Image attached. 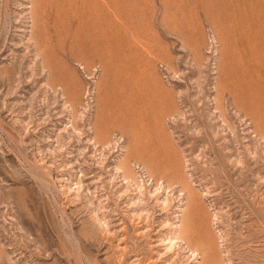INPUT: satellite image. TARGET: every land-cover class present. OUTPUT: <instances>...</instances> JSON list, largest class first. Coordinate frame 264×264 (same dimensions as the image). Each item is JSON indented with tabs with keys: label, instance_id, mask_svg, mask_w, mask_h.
<instances>
[{
	"label": "rangeland",
	"instance_id": "rangeland-1",
	"mask_svg": "<svg viewBox=\"0 0 264 264\" xmlns=\"http://www.w3.org/2000/svg\"><path fill=\"white\" fill-rule=\"evenodd\" d=\"M212 259L264 264V0H0V264Z\"/></svg>",
	"mask_w": 264,
	"mask_h": 264
},
{
	"label": "bare ground",
	"instance_id": "bare-ground-1",
	"mask_svg": "<svg viewBox=\"0 0 264 264\" xmlns=\"http://www.w3.org/2000/svg\"><path fill=\"white\" fill-rule=\"evenodd\" d=\"M125 158L126 159H125L124 163H128V158L127 157H125ZM122 165H124V164H122ZM186 196H187V198H186L187 200L184 203L185 206H184L183 209H181L182 212H181V214L179 216V219H177L178 220V224H176L174 226V229L177 230L176 236L178 238H180L181 240L186 241V242L189 243L190 239H191L190 235H192L191 233L194 232L193 231V221L191 220V218H192V215L196 211H198V205L195 202L197 199H194L193 193L191 191L188 190L187 193H186ZM192 252H193V255H194V253H195V255H197L196 254L197 252H195L194 249H193ZM213 261H214L213 259L210 260V264H214Z\"/></svg>",
	"mask_w": 264,
	"mask_h": 264
}]
</instances>
